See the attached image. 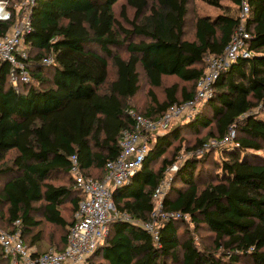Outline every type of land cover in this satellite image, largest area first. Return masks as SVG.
<instances>
[{
	"label": "trees",
	"instance_id": "trees-1",
	"mask_svg": "<svg viewBox=\"0 0 264 264\" xmlns=\"http://www.w3.org/2000/svg\"><path fill=\"white\" fill-rule=\"evenodd\" d=\"M195 1L222 9L225 0H36L32 32L24 39L32 82L13 85L11 66L0 60L3 231L20 230L40 253L64 251L85 198L76 188L71 157L86 177L102 181L106 164L120 155L123 132L136 130L132 111L157 121L171 106L193 100L206 59L223 56L230 44L244 0H228L238 7L236 15L227 9L197 18L189 39ZM246 1L254 56L223 71L213 98L191 119L148 135L143 169L113 191L118 215L150 221L154 193L177 165L163 206L189 220L162 222L159 243L133 222L113 220L89 264H264V155H256L264 154V0ZM8 9L13 16L12 2ZM15 20L0 22V36ZM46 58L53 62L45 65ZM142 76L149 103L140 111L132 103L141 94ZM231 130L232 145L198 154ZM0 264H8L1 249Z\"/></svg>",
	"mask_w": 264,
	"mask_h": 264
},
{
	"label": "built area",
	"instance_id": "built-area-1",
	"mask_svg": "<svg viewBox=\"0 0 264 264\" xmlns=\"http://www.w3.org/2000/svg\"><path fill=\"white\" fill-rule=\"evenodd\" d=\"M36 0H25L19 7H15L16 17L8 32L0 36V60L11 66L10 80L13 85L31 83L29 51L24 39L32 32L31 13ZM250 15V7L246 0L239 9V26L221 57H209L208 68L204 76L197 83V92L193 100L182 105L171 106L165 115L157 121L136 115H131L136 122L135 131H125L120 140L121 152L116 160L106 164V177L102 181L86 177L81 170L76 156L71 157V173L75 185L84 195L75 214V223L68 228L67 246L64 251L56 252L50 249L40 253L36 247L28 246L21 236L20 230L6 232L0 228V249L8 264H89L91 257L103 245L109 234V224L116 219L133 222L146 230L156 243H159L160 227L162 222L172 219L189 220L181 212L168 211L163 203L170 189L171 177L178 171L174 165L167 170L165 179L154 193L155 208L150 221H132L129 216H120L115 212L113 191L128 185L134 176L143 169L145 159L149 153L148 135H162L174 124L181 120H189L199 106L214 96V85L220 74L227 70L239 58H251L254 53L248 42L253 36L245 30ZM12 13L8 3L0 0V22L11 21ZM52 58L44 59L45 65H50ZM236 133H230L221 141H210L203 154L211 149L232 145ZM170 177V180L168 179ZM20 225V221L15 223Z\"/></svg>",
	"mask_w": 264,
	"mask_h": 264
},
{
	"label": "rangeland",
	"instance_id": "rangeland-1",
	"mask_svg": "<svg viewBox=\"0 0 264 264\" xmlns=\"http://www.w3.org/2000/svg\"><path fill=\"white\" fill-rule=\"evenodd\" d=\"M5 1H7V3H9V2L11 3L12 2L14 7H19L20 5H22L25 2V0H5ZM222 5H223L222 9H217V8H213L211 6H208L205 3L200 2V1L193 2L192 5H191V8H190V12H189V15H188V20H187V34H188V38L189 39H193L194 33H195V23H196L197 18H199V17L209 16V17L214 18V17H217L218 15H221V14L225 13V11L227 9L230 10L233 14H235V15L237 14L238 7L235 6L232 2H230L228 0H225V1H223ZM207 59H206V63H207ZM207 66H208V64H207ZM142 77L143 78H142V91H141V94L136 98L135 103H132V105L133 106L136 105L139 108L140 111H142L140 109L141 106H143L147 102L149 103V98H148V94H147V91H148L149 88H148V85L146 83V80H145L144 76H142ZM173 81L174 80H172V79H166V84L167 85H171V84L174 83ZM159 95L162 96L160 92H159ZM185 140L191 141L192 143H194V141H195V139L191 138V137H185ZM183 147L186 148V144H184ZM182 154H183L182 158H185V156H187V153H185V150H183ZM253 154H255V153H253ZM256 155L263 156L264 154L263 153H258V154L256 153ZM214 159L215 160H220L221 159V155L218 152L215 153L214 154ZM173 177H174V175H172L171 179H173ZM168 179L170 180L169 176H168ZM172 182H173V180H171L170 188L172 186ZM169 191H168V193H169ZM168 193L166 194L165 199L167 198ZM200 237L201 236L198 237V241L201 242ZM202 237H208L207 232H205L202 235ZM204 241H206V243H209L206 239Z\"/></svg>",
	"mask_w": 264,
	"mask_h": 264
},
{
	"label": "crops",
	"instance_id": "crops-1",
	"mask_svg": "<svg viewBox=\"0 0 264 264\" xmlns=\"http://www.w3.org/2000/svg\"><path fill=\"white\" fill-rule=\"evenodd\" d=\"M182 121H184V120H181V121H179V122H182ZM179 122H178V123H179ZM178 123H176V124H178ZM176 124H175V125H176ZM36 248H38V247H36ZM50 249H54V248H50ZM38 250H39V248H38Z\"/></svg>",
	"mask_w": 264,
	"mask_h": 264
}]
</instances>
